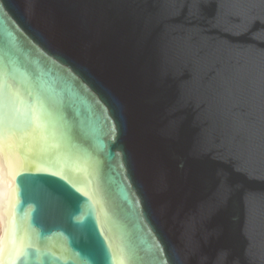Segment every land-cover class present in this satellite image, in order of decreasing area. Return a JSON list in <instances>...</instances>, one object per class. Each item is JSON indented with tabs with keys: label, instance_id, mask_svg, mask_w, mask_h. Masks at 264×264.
<instances>
[{
	"label": "water",
	"instance_id": "obj_1",
	"mask_svg": "<svg viewBox=\"0 0 264 264\" xmlns=\"http://www.w3.org/2000/svg\"><path fill=\"white\" fill-rule=\"evenodd\" d=\"M0 264H264V0H0Z\"/></svg>",
	"mask_w": 264,
	"mask_h": 264
},
{
	"label": "bare ground",
	"instance_id": "obj_2",
	"mask_svg": "<svg viewBox=\"0 0 264 264\" xmlns=\"http://www.w3.org/2000/svg\"><path fill=\"white\" fill-rule=\"evenodd\" d=\"M3 232V227H2V220H1V215H0V238Z\"/></svg>",
	"mask_w": 264,
	"mask_h": 264
}]
</instances>
